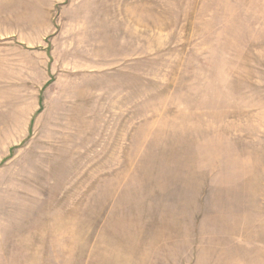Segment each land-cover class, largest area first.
<instances>
[{"label":"rangeland","instance_id":"374dc122","mask_svg":"<svg viewBox=\"0 0 264 264\" xmlns=\"http://www.w3.org/2000/svg\"><path fill=\"white\" fill-rule=\"evenodd\" d=\"M0 264H264V0H0Z\"/></svg>","mask_w":264,"mask_h":264}]
</instances>
